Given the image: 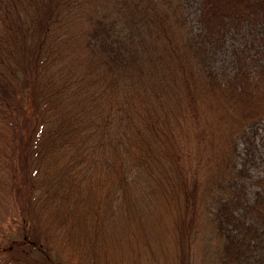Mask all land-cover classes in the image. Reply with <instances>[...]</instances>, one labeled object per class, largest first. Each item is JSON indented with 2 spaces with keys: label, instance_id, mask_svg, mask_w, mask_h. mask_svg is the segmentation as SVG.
I'll use <instances>...</instances> for the list:
<instances>
[{
  "label": "trees",
  "instance_id": "1",
  "mask_svg": "<svg viewBox=\"0 0 264 264\" xmlns=\"http://www.w3.org/2000/svg\"><path fill=\"white\" fill-rule=\"evenodd\" d=\"M263 124L264 0H0V182L23 217L0 264H88L119 211L264 264V172L238 150Z\"/></svg>",
  "mask_w": 264,
  "mask_h": 264
},
{
  "label": "rangeland",
  "instance_id": "2",
  "mask_svg": "<svg viewBox=\"0 0 264 264\" xmlns=\"http://www.w3.org/2000/svg\"><path fill=\"white\" fill-rule=\"evenodd\" d=\"M230 37L232 38V36ZM238 37L234 38L235 41H229V49L240 43L242 36ZM223 57L227 58L226 55ZM219 64L220 66H227L224 60H220ZM248 135H250L249 140H239L238 150L244 160L246 157L248 158L246 177L251 179L264 172V124L258 130L248 133ZM5 178L9 181L7 176ZM0 184L4 186L2 189L0 188V242L2 243L0 248H2L9 239L22 236L20 232L23 217L19 213L16 198L14 195L12 196L10 188H6L7 184L5 183L0 182ZM155 217H157L155 212L148 214L146 219L148 221L139 224L135 223L123 211H119L113 223L105 226L106 231L100 232L98 238L94 237L95 241L93 240L92 243L87 242L84 245L85 248L93 244L92 249L95 253L94 259L88 264H181L180 254L182 252L180 247L187 248L186 244H178L174 236V224L171 221L170 224L167 221L165 224L160 225ZM34 223L29 224V228L34 233L35 227H39L38 229L41 232L42 226L40 223ZM54 231L56 230L52 227L45 233L53 239L58 235L53 236L49 232L54 233ZM59 233L61 234L60 231ZM216 234L213 226L208 225L202 237L196 236L187 248V252L190 254V264H220L217 259L218 256H216V250H218V245H221V240L217 238ZM91 235L94 236V234ZM60 243L59 240L57 243L54 242L56 247L51 251L53 256L55 254L58 256ZM70 251L75 254V264H78L82 259H87L82 255V245L79 250L75 248ZM31 258L42 264L47 263L46 257L39 252H35Z\"/></svg>",
  "mask_w": 264,
  "mask_h": 264
}]
</instances>
